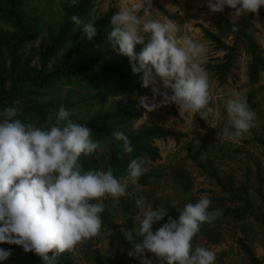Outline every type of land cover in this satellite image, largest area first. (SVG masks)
<instances>
[{"label": "rangeland", "instance_id": "374dc122", "mask_svg": "<svg viewBox=\"0 0 264 264\" xmlns=\"http://www.w3.org/2000/svg\"><path fill=\"white\" fill-rule=\"evenodd\" d=\"M77 1L21 2L28 35L19 74L39 70L63 7ZM0 30L13 42L14 21L1 11ZM141 51L163 58L129 71L141 92L94 69L43 89L23 85L11 105L57 104L48 112L55 123L122 111L124 134L163 132L147 137L137 157L122 151L126 169L118 174L107 141L88 139L94 152L80 153L93 163V183L73 168L63 180L44 162L30 169L37 188L26 200L50 207L45 242L57 258L45 264H168L154 238L175 250L182 228L188 240L179 250L197 253L181 264H251L239 239L264 264V0H88L45 71L117 63ZM17 116L0 113V162L21 153L23 137L39 138L33 121L25 118L24 127ZM0 262L16 264L6 254Z\"/></svg>", "mask_w": 264, "mask_h": 264}, {"label": "trees", "instance_id": "16d2710c", "mask_svg": "<svg viewBox=\"0 0 264 264\" xmlns=\"http://www.w3.org/2000/svg\"><path fill=\"white\" fill-rule=\"evenodd\" d=\"M22 1L0 0L2 16L12 19L16 29V32L11 35L13 42L4 31L0 30V113H16L19 122L24 127L29 124L25 118H30L37 128L39 138L30 141L29 136L23 137L24 142L28 144L22 148L21 153L11 151L5 157L6 160L0 162V254L9 255L16 264H45L46 258H57L56 250L45 242L48 223L45 216L50 207L46 203L33 204L26 200L27 197H33L37 188L33 176L29 175L30 169L34 168L36 163L44 162L59 180H63L64 169L73 168L93 183L95 172L93 163L80 153L84 149L90 153L94 152L90 146H87L88 139L107 141L110 170L112 174H118L126 169L122 151L137 157L139 152L146 150L142 142L147 137L163 132L142 130L134 134H124L121 127L124 124L122 117L125 113L122 111L102 113L87 120L69 119L64 123H55L50 119L48 112L58 109L59 105L49 102L17 105L16 108H12L13 101L18 99V93L23 85L31 84L35 88L43 89L50 81L60 76L82 75L94 69L99 71L105 81L115 76L131 83L141 92L137 79L129 71L132 69L148 70L163 58L161 56L148 58L147 52L141 51L128 55L117 63L93 60L78 65L72 70L64 68L46 72L48 58L68 38L85 9L88 0H78L73 5L63 7V21L54 34H49L50 47L41 59L39 70L35 74H19L21 60L19 49L28 35V28L19 10ZM81 47L78 46L76 50ZM4 48L11 57L9 72ZM185 92L182 90L176 93L182 96ZM121 205L127 209L123 200H121ZM260 218L264 219V215ZM187 233L185 228L175 232L178 240L175 250L163 247L154 238L156 248L168 264L186 263L195 257L197 253L195 250H179L181 245L188 240ZM238 244L251 264H263L245 241L239 239ZM128 263L119 261L116 264Z\"/></svg>", "mask_w": 264, "mask_h": 264}]
</instances>
